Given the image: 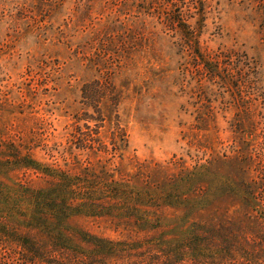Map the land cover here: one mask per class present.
<instances>
[{
  "label": "rangeland",
  "instance_id": "obj_1",
  "mask_svg": "<svg viewBox=\"0 0 264 264\" xmlns=\"http://www.w3.org/2000/svg\"><path fill=\"white\" fill-rule=\"evenodd\" d=\"M52 198L127 243L73 264H264V0H0V264Z\"/></svg>",
  "mask_w": 264,
  "mask_h": 264
},
{
  "label": "trees",
  "instance_id": "obj_2",
  "mask_svg": "<svg viewBox=\"0 0 264 264\" xmlns=\"http://www.w3.org/2000/svg\"><path fill=\"white\" fill-rule=\"evenodd\" d=\"M246 163V161H243ZM242 164V163H241ZM27 166L32 167V163H28ZM248 164L245 166H240V172L242 174L247 173ZM238 169V168H237ZM112 184H119L118 181H112ZM123 183L120 182V185ZM246 187L245 195L253 196L255 194V189L259 188L262 185V181H256L254 179H248L245 183ZM51 201H37L35 202V209L33 210L34 214L31 217L34 220V225H37V229L39 232H46V235L41 234L39 239H35L29 236L20 237L17 239L16 249L10 250L9 252L15 253L17 259L15 264H73L74 262H82L85 263L88 260H105V256L107 254L106 251L103 250L106 246L111 248V245L114 249L119 247L120 245H126V242H113L107 240L105 238H98L92 235L85 234L83 237L78 238L82 239L80 242H75L71 238V235H67L66 232L61 227V216L64 215L63 212L70 209L65 213V216L69 217L72 214H75L73 207L69 204L68 206L65 204V201H62L61 204L54 201V199H49ZM83 206V204H79ZM66 206V207H65ZM52 227L53 229H49ZM53 230V231H52ZM195 234L203 235V232H198L194 230ZM67 235V236H66ZM63 241L64 245H63ZM81 243H86L88 245H94L93 251H84L81 249ZM58 246V250L51 251L46 248L47 245ZM73 247H71V245ZM69 245V246H67ZM86 245V246H88ZM58 251V252H56ZM106 252V253H105ZM84 254H97L90 257ZM112 254V253H111ZM88 255V256H89Z\"/></svg>",
  "mask_w": 264,
  "mask_h": 264
}]
</instances>
